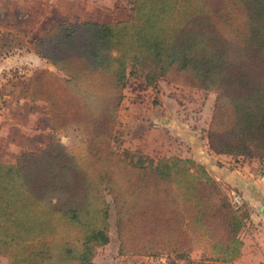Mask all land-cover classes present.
<instances>
[{
	"label": "trees",
	"instance_id": "1",
	"mask_svg": "<svg viewBox=\"0 0 264 264\" xmlns=\"http://www.w3.org/2000/svg\"><path fill=\"white\" fill-rule=\"evenodd\" d=\"M38 41L54 70L36 69L24 96L44 102L53 137L0 161V257L96 264L111 201L125 255L236 259L244 205L194 160L123 147L119 111L130 75L212 92L209 148L264 159V0H133L125 18L61 21ZM67 130L76 145L56 136Z\"/></svg>",
	"mask_w": 264,
	"mask_h": 264
},
{
	"label": "rangeland",
	"instance_id": "2",
	"mask_svg": "<svg viewBox=\"0 0 264 264\" xmlns=\"http://www.w3.org/2000/svg\"><path fill=\"white\" fill-rule=\"evenodd\" d=\"M132 3L133 0H0L1 162L12 163L26 150L39 151L53 137L49 118L44 112V102L24 96L27 81L36 69L54 70L53 65L39 52L38 39L43 31L61 21L125 18L130 14ZM128 80L119 111L122 146L153 158L175 156L202 164L230 201L232 194L243 197L242 205L247 217L239 237L247 239L245 249H250L256 246L254 238L258 236L259 257H262L264 159L216 154L209 148L207 128L214 93L164 80L155 86H146L142 77L134 75H130ZM56 136L69 146L79 141L77 133L72 130L59 132ZM109 203V241L97 249L94 263L189 264L185 258L177 260L174 253L145 257L123 254L115 227L114 209L112 202ZM187 258L204 260L199 250H191ZM205 263L223 264L211 260ZM0 264H7L3 257H0ZM259 264L264 262L260 261Z\"/></svg>",
	"mask_w": 264,
	"mask_h": 264
},
{
	"label": "crops",
	"instance_id": "3",
	"mask_svg": "<svg viewBox=\"0 0 264 264\" xmlns=\"http://www.w3.org/2000/svg\"><path fill=\"white\" fill-rule=\"evenodd\" d=\"M239 181H241V180H239ZM242 183H245V182H242ZM244 197L247 198L246 195H244ZM254 239H255L254 241L256 243V246L251 247L250 249H245L246 244H247V239L241 237L242 247H241L240 254L233 261L231 260V261H228V262L223 263V264H259L260 261L264 262V255L262 257H259L260 256V251H259V248H258L259 247L258 241L260 239H259L258 236H255ZM256 259H257L258 262H256Z\"/></svg>",
	"mask_w": 264,
	"mask_h": 264
},
{
	"label": "built area",
	"instance_id": "4",
	"mask_svg": "<svg viewBox=\"0 0 264 264\" xmlns=\"http://www.w3.org/2000/svg\"><path fill=\"white\" fill-rule=\"evenodd\" d=\"M231 204L235 209L239 208L243 204V197L239 194H232Z\"/></svg>",
	"mask_w": 264,
	"mask_h": 264
}]
</instances>
